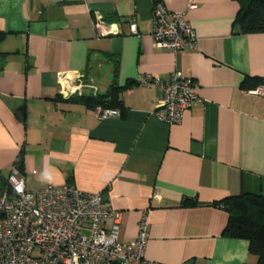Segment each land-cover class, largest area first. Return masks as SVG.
I'll use <instances>...</instances> for the list:
<instances>
[{"label":"crops","instance_id":"1","mask_svg":"<svg viewBox=\"0 0 264 264\" xmlns=\"http://www.w3.org/2000/svg\"><path fill=\"white\" fill-rule=\"evenodd\" d=\"M158 1L185 13L195 48L153 44L154 0H0V174L21 153L29 189L69 181L101 192L119 212L120 241L145 216L144 256L154 264L253 263L248 241L224 234L228 213L213 202L264 195V95L240 87L244 75L264 77V32L233 29L235 0ZM114 55L119 85L175 69L191 76L197 99L182 120L154 115L156 84L127 88L125 113L106 118L64 100L78 73L105 91Z\"/></svg>","mask_w":264,"mask_h":264},{"label":"built area","instance_id":"2","mask_svg":"<svg viewBox=\"0 0 264 264\" xmlns=\"http://www.w3.org/2000/svg\"><path fill=\"white\" fill-rule=\"evenodd\" d=\"M152 20L151 37L156 47L173 52L195 48V34L183 11H171L156 1ZM101 25L98 15L95 26ZM129 27L136 32L134 22ZM75 77L78 82L71 91L62 89L63 94L98 91L92 83L84 82L83 74ZM138 82L161 88L153 113L168 124L179 123L197 99V82L179 69L165 79L145 74ZM253 90L264 95L263 86ZM94 110L100 118L118 115L115 109ZM4 182L0 186V264H154L144 256L149 236L145 216L136 236L120 241L119 212L104 204L101 192H85L68 182L29 189L16 166L10 168Z\"/></svg>","mask_w":264,"mask_h":264},{"label":"trees","instance_id":"3","mask_svg":"<svg viewBox=\"0 0 264 264\" xmlns=\"http://www.w3.org/2000/svg\"><path fill=\"white\" fill-rule=\"evenodd\" d=\"M158 0H154L156 2ZM238 10L232 22V27L237 33H260L264 32V0H235ZM4 33L0 31V39ZM107 56H111L107 54ZM112 79L105 91L92 93L72 94L64 100L73 103H82L90 109L100 107L102 109H115L118 114L125 113V106L121 94L134 84H139L128 79L123 85L116 81L118 73V61L114 55ZM264 87V77L258 75H244L240 87L244 90ZM21 153L18 154L14 165L20 170ZM68 183H72L69 182ZM4 176L0 174V186H4ZM195 201L185 199L183 205H193ZM213 204L224 209L228 213L224 234L229 237L243 238L248 241V250L256 255L257 260L253 263L264 264V195L241 192L239 194L224 197Z\"/></svg>","mask_w":264,"mask_h":264}]
</instances>
